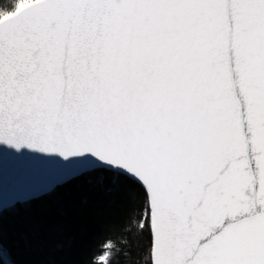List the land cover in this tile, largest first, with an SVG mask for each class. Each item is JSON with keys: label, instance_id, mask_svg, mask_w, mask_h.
<instances>
[{"label": "snow or ice", "instance_id": "1", "mask_svg": "<svg viewBox=\"0 0 264 264\" xmlns=\"http://www.w3.org/2000/svg\"><path fill=\"white\" fill-rule=\"evenodd\" d=\"M37 169L134 193L81 264H264V0H0V213Z\"/></svg>", "mask_w": 264, "mask_h": 264}, {"label": "trees", "instance_id": "2", "mask_svg": "<svg viewBox=\"0 0 264 264\" xmlns=\"http://www.w3.org/2000/svg\"><path fill=\"white\" fill-rule=\"evenodd\" d=\"M133 194L124 191L106 201L74 182L2 212L0 264H81L103 237L126 235L121 228Z\"/></svg>", "mask_w": 264, "mask_h": 264}, {"label": "water", "instance_id": "3", "mask_svg": "<svg viewBox=\"0 0 264 264\" xmlns=\"http://www.w3.org/2000/svg\"><path fill=\"white\" fill-rule=\"evenodd\" d=\"M38 176V169L31 171H21L15 174H6L3 177L5 203L3 206L4 210L2 212L9 209L7 197L11 195L10 192L14 191L17 194H25L27 189L36 183Z\"/></svg>", "mask_w": 264, "mask_h": 264}]
</instances>
